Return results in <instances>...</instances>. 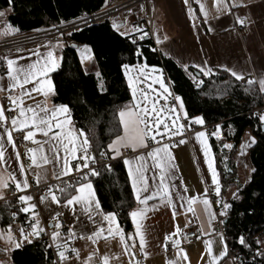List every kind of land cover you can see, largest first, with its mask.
I'll return each instance as SVG.
<instances>
[{
	"label": "crops",
	"instance_id": "0c3cea01",
	"mask_svg": "<svg viewBox=\"0 0 264 264\" xmlns=\"http://www.w3.org/2000/svg\"><path fill=\"white\" fill-rule=\"evenodd\" d=\"M107 1V5H110L119 0ZM224 3L228 5L227 10L224 9L223 5L220 4L218 0L216 4H214V0H187V3H185V0H155V48L163 57L171 59L182 68L189 78L195 77L196 74L209 77L216 74L218 71H224L230 74L224 70V66H227L237 71H243L244 77L255 75L257 77L256 84L259 87V80L264 78V0H224ZM201 4L204 5L207 16L201 11ZM233 5L236 6L234 7ZM2 12L5 13L3 16L4 18H2L4 21L10 11L8 9ZM237 18H246L248 23L246 25L237 23ZM135 27L134 19L131 20L127 27L119 29L118 31L122 33V30L131 29L128 35H126L131 36L136 33ZM210 28L212 29L211 31H209ZM4 32L5 30H0V38L11 36L15 31L9 34H4ZM165 37H167V39H165ZM157 39H159L161 43H157ZM49 49L53 50L58 63V67L54 71L47 73V77L51 80L55 92L53 76L61 65L63 51L62 43H50L22 51L5 53L0 55L2 66L7 69L6 60L3 59L4 57L15 59L20 66L35 63L38 59L43 62L44 55ZM76 49L79 50L84 67L94 70L95 66L93 67L94 60L91 50L87 47L80 46ZM36 52L41 54L40 57L35 55ZM87 61L88 63H86ZM140 66L143 65L129 67V69L140 68ZM197 66L211 68L212 73L204 75L200 67ZM152 69L153 67L147 66L148 71H152ZM154 73L158 75L157 72ZM163 80L165 82L164 76ZM9 83L10 81L5 71V73L0 76V89H3L0 90V106H2L1 97L6 92L10 91L8 88ZM166 85L172 93L169 84L166 83ZM32 87L33 83L24 85L25 89H31ZM12 91H14V97L23 99L25 106H32L35 108V106L39 104L46 105L49 109L53 106H59L58 104H54V94L52 93L45 96L38 92H30L29 97H24L22 96L20 87H16L12 89ZM168 97L169 96H167V98ZM139 98L141 99L137 101L142 102L143 98L140 96ZM133 106L134 101L129 107ZM185 113L184 106V112L178 111L174 114V116L178 115L180 117V124H183ZM59 118L63 119L64 117L60 115ZM70 126H73L72 115ZM5 128L11 131L13 141L14 133H27L29 129L13 131L11 124H4L3 127H0V136L4 137L3 146L5 150L4 162H0V181L8 184L7 189H0V193H3V195L0 196V264H13L11 258L12 253L30 244L19 237V232L17 230L18 228H24L23 219L25 218V222H29L30 224L38 219L39 227L43 228V225L40 218L38 216L32 217L31 213H26L23 216L12 215V202L9 201V199L16 194L26 193L29 188L23 191H17L12 176L17 177L16 182L23 183L24 180H27L28 185L30 179H36L38 184H45L65 178L69 176L72 171L68 174H62L64 170L63 150H60L61 159L57 163L53 159L55 154L49 150L54 142L49 141L48 137L43 136L39 132L34 136V139L39 143H35L32 149H38L43 146L44 152L33 153L28 151L25 157L20 155V159L17 160L16 154L18 151L15 141L14 147L7 143ZM53 131L59 130L53 128ZM200 131L206 134L207 144L210 148V156L213 160V167L217 173L221 188L220 193L223 198H225L224 195L227 196L231 192V196L228 197L231 199L236 188L233 191L232 188H229L227 189L229 192H224L221 175V171L229 173L225 170L226 164L230 166V173L232 172L229 156L231 148L224 147L225 144L231 145V142H221V150L217 153L213 146L211 135L204 130H198L197 132ZM161 132H163V128ZM197 132L189 137L183 136L184 129L181 134L174 136L157 135V140L160 142L159 144L149 139L146 141L147 147H138L135 151H133L132 147H121L120 154L115 156V159L122 160L123 163L125 159L129 161V165H125L124 163L127 175L129 167L135 169L137 166L145 164L148 168L145 175L149 178L148 183L150 187L148 192H141L142 197L151 195V193L155 191L152 180L155 170L152 167L153 162L147 156V153L156 147H160L164 143H168L169 151L174 158L171 161L172 167L169 170L170 175L167 181L168 184L171 185L172 204L169 205L167 200L162 201L159 197L148 200V210L143 217L138 218V223L142 225V232L146 241L143 252L139 249L138 238L134 240L127 239L128 235L135 233V225L133 224L132 218V230L126 231L120 225L116 216L117 224L122 230V234L125 235L128 245L131 246L133 243L136 245L128 251L125 249L120 235L115 233L116 225L112 226L113 234H108V222L104 221L103 217L99 215L97 211L92 210L95 209V203H93L92 209L89 210L91 212L90 219L89 213L84 210L85 205L77 204L74 206L62 207L52 203L49 195L43 196L46 197V199L41 202V196L39 198L40 213L48 227L56 231L54 228L55 220H53L52 217L55 212H61L62 214L56 217V219L59 220L60 217L64 218L74 233L71 238L65 239L60 235L59 238L54 241L57 248L59 246L58 250L65 251L66 259L61 261L58 256L59 264H86V262L87 264H103L105 257H108V264H143L144 262V264H213V261L214 264H236L229 257L226 237L216 231L217 229L214 224L216 215L214 218L210 219L208 213L204 211V205L200 202L203 198H207L210 201L211 212L215 213V206L209 196L211 188L214 189L213 193L216 194L215 185L212 183L211 173L205 161L204 150L200 142L196 139L195 134ZM246 136L249 138L254 137L251 129H246L242 136L240 144L237 147L235 163L236 166L240 164L242 166L241 168L247 171L246 174H244V185H246L254 169L249 159V153L251 148L255 145L253 144L251 147H246L244 151L242 146ZM174 138H178V140L175 142L170 141ZM181 139L184 140V143H180ZM46 141H48V143H45ZM34 154L37 160H39L42 154L47 155L52 162L41 164L39 167L34 165L30 166L31 157ZM141 155L145 157L143 161L136 159ZM113 156L114 153L111 152V157L113 158ZM245 161L247 162V169L244 165ZM74 162L75 160L70 159V168L74 167ZM21 165L24 167L23 174L20 172ZM238 168H240L239 165ZM89 182L92 184L94 190V200L98 201L100 204L99 211L107 214L102 209L94 182ZM129 182L132 188L130 179ZM239 182L240 180L237 179V183ZM156 183H158V180ZM79 186L80 184L74 189L66 191L61 197L57 196L61 200V205H63V201L66 198H70V196L77 194L75 189ZM181 197H183V199H181ZM191 197L197 198V202L193 205V211H189L187 205V200ZM134 198L136 206L132 211L145 207L138 203L135 195ZM29 203L31 204V201H29ZM35 212L37 213L36 209ZM174 212L175 216L173 215ZM190 214L195 216L197 225L202 231V237L197 243L186 246L183 233L188 226ZM9 224L12 225L14 240L20 243L19 248L14 246L13 241L7 239ZM101 227L104 228L105 231L94 235ZM221 235L224 237L223 245L220 239ZM89 237H91V239H89ZM34 238H36V236L29 237L30 240ZM68 240L72 242L75 247L77 253L75 259L69 257L65 248V243ZM205 241L208 242V245L205 244ZM224 245L227 246L226 254L220 256ZM208 246L212 248V256L208 255Z\"/></svg>",
	"mask_w": 264,
	"mask_h": 264
},
{
	"label": "trees",
	"instance_id": "16d2710c",
	"mask_svg": "<svg viewBox=\"0 0 264 264\" xmlns=\"http://www.w3.org/2000/svg\"><path fill=\"white\" fill-rule=\"evenodd\" d=\"M107 4V0H12L11 4L8 0H0V12L11 9L4 21V17H0V30H5L7 26L18 29L6 38L40 32L62 24L61 21L68 23L91 15ZM136 34L122 36L109 22L71 34L69 39L75 45L91 50L96 67L94 70L86 69L79 50L63 44L61 65L53 76L54 104L69 107L73 126L76 130L83 129L90 140L89 154L98 157L106 151L111 156L107 145L117 135H122L118 113L133 102L122 65H147L162 70L172 93L183 100L187 114L185 120L189 123L195 116L204 120L203 125L189 123L190 128L223 122L231 129L234 135L229 141L232 145L229 153L232 172L221 171L224 192L229 188L232 191L240 189L241 185L235 178L236 151L246 129H251L256 143L250 150L249 159L255 171L239 190L238 198L232 199L233 212L225 221V234L228 245L240 255L236 264H264V255L258 254L264 252V122L255 114L264 106V92H260L256 83L242 84L224 71L209 77L200 75L203 86L194 88L185 71L158 53L146 35L142 36L141 43L133 44L132 38ZM137 50L141 55H135ZM198 75L195 77L198 78ZM212 143L219 153L221 142L212 138ZM91 181L103 211L115 212L120 225L126 231L132 230L129 214L136 202L123 161L117 160L111 171L103 168L99 176ZM230 196L231 192L224 195V199ZM24 219L25 225L27 222ZM241 236L245 238L247 247L239 243ZM11 258L13 264H54L49 250L33 244L14 251Z\"/></svg>",
	"mask_w": 264,
	"mask_h": 264
},
{
	"label": "snow or ice",
	"instance_id": "6c2138e0",
	"mask_svg": "<svg viewBox=\"0 0 264 264\" xmlns=\"http://www.w3.org/2000/svg\"><path fill=\"white\" fill-rule=\"evenodd\" d=\"M12 0H8V3L11 4ZM220 4L223 5L224 9H228V5L224 3V0H218ZM187 3V0H185ZM217 3V0H214V4ZM234 7L236 5H233ZM201 11L204 12L205 16H207V12L205 11L204 5H200ZM11 9H9L10 11ZM4 12H0V17L4 16ZM206 22V21H205ZM63 23V21H61ZM237 23L243 24L244 21L240 18H237ZM115 27V25H114ZM212 29L210 28L209 31ZM18 31V29H13L11 26H7L5 29L4 34H9L10 32ZM122 36L128 35V33L124 32L121 33ZM146 35V34H145ZM143 38V37H141ZM167 39V37H165ZM132 43L135 44V39L132 40ZM157 43H161L159 39H157ZM35 55L40 57V53L36 52ZM135 55H141L139 50L135 53ZM6 60L7 69L6 75L10 81L8 88L9 90L15 89L16 87H20L22 90V96L29 97L30 92H38L45 96L49 93L54 94V89L51 80L47 77V73L54 71L58 67L57 59L54 56L53 50L49 49L46 54L44 55L43 62L38 59L35 63L28 64L26 66H20L17 64V61L12 58L4 57ZM122 67L125 69V75H128L129 65L124 64ZM186 67V66H185ZM200 67V70L204 73V75H209L212 73L211 68L207 67ZM147 65L140 66V74L147 78V73L145 69ZM224 70L229 72L236 80L244 79L243 71H237L234 68H229L224 66ZM152 71L157 72L158 75L152 77L153 83H158L160 89L163 90L165 95L163 98L167 101V96L172 95L169 91V88L165 85L163 80V73L162 70L153 68ZM99 76V73H97ZM195 79V78H193ZM29 83H33V87L31 89H25L24 85ZM136 81H134L131 77L128 78V85L132 91L134 106L133 107H126L121 109L118 113L119 115V123L123 128V135H117L115 139L111 141L107 145L108 151L113 152L115 158L116 155L120 154L121 147H132L133 151L136 150L138 147H147L146 141L149 139L157 144L160 142L157 140V135L161 136H174L181 134L185 125L179 123L180 117L175 115V113L184 112V103L182 98L178 95L174 96L173 99L175 103L171 106L165 103V105L161 106L159 109L156 107V100H152L151 107L148 106L149 101V93L152 90L151 85L148 86V91L142 92L143 101H137V88L134 86ZM249 85L255 83L254 80L249 79L247 81ZM3 90V89H0ZM259 90L260 92H264V78L259 80ZM13 108L8 109L9 112H15L18 109L17 115L6 116L5 111L6 109L3 106H0V127H3L5 123L10 119L11 120V128L13 131H20L23 129H29L27 133L24 135L25 140H31L33 143H39L34 139V136L37 132L42 134L45 137L49 138V141L54 142L50 147V151H52L55 155L53 159L58 163L61 159L60 157V150L62 149L64 152L63 156V172L62 174H68L71 171H80L81 168L89 169V161L95 163V157L89 155V149L91 147L90 140L83 129L76 130L74 126L71 125V113L70 109L67 105H59L53 106L49 109L46 105H36L35 108L32 106H25L23 99L18 97L9 96L7 98ZM166 114V115H164ZM60 115H63V119H60ZM185 118H187V114L185 113ZM259 120L264 122V114L259 115ZM171 121V123H169ZM189 123H195L197 125H203L204 120L200 116H195L189 121ZM161 127L163 128V132H161ZM53 128L58 129L59 131H53ZM51 133V135H50ZM220 133V125H216V131L212 133L213 136H216ZM5 134L7 136V143L13 145L14 141L11 134L7 128H5ZM196 139L200 142L202 149L204 150L205 154V161L208 165V170L211 173L212 183L215 185V193L217 196L220 195V184L218 181L217 173L213 167V160L210 156V148L207 144L206 134L203 131L197 132L195 134ZM3 136H0V162H4V146H3ZM45 143H48L46 141ZM180 143H184V140L181 139ZM256 143L254 137H250L249 141L245 145L246 147H251L253 144ZM242 146V147H245ZM225 148H231L232 145L225 144ZM29 152H44L43 146L38 149H28ZM79 154V155H78ZM101 155H105L104 152H101ZM17 160L20 159V154L17 153ZM147 156L152 160V167L155 170L153 173V184L155 186V191L151 193V195L141 196V192H148L149 191V183L148 177L145 173L148 171V168L145 164H141L137 166L135 169L129 167L128 175L129 179L132 182V189L134 195L140 205H144L145 207L140 208L138 210H134L130 212V216L132 218L133 224L135 225V233L128 235V240H134L138 238L139 240V249L141 252L144 251L145 248V236L142 232V225L138 223V218L143 217L147 209V201L155 199L159 197L162 201L167 200L169 205L172 204V193H171V185L168 184V178L170 175V168L172 167L171 161L174 159L171 152L169 151V144L164 143L160 147H156L152 149V151L147 153ZM70 159L82 161V163H77L74 167L70 168ZM138 160H144L145 157L143 155L137 157ZM52 162L47 155H41L39 160H37L36 155L34 154L31 157V165L39 167L41 164H48ZM125 165H129V161L127 159L124 160ZM91 175H98L96 169L91 168L89 169ZM255 171V169H253ZM21 174L24 173V167L21 165L20 168ZM85 180L87 179V174L83 177ZM12 180L15 182V188L17 191H23L29 187L27 180H24L23 183L16 182L17 177L12 176ZM158 180V183L156 181ZM8 184L6 182L0 181V189H7ZM61 193L64 192L63 188L58 189ZM76 195L70 196V198H66L63 201V205H61V200L57 197L55 192L52 191L51 188L48 190V195L51 198V202L57 204L58 206L62 207H69L74 206L77 204L85 205V212L89 213V218L91 219V212L89 211L92 209L93 203H95V209L93 211H97L99 215L103 217L104 221L108 222V234H113V225H116L115 233L120 235L121 241L124 243L125 249L130 251L131 248H134L136 245L133 243L131 246L128 245L127 240L125 239V235L122 234V230L119 228L117 221H116V213L115 212H108L104 214L100 212V204L98 201L94 200V190L92 184L82 183L79 187L75 189ZM207 191V190H205ZM239 191V189H238ZM3 193H0L2 196ZM234 198H238L236 193L232 194ZM19 201L22 202L25 206L20 209L23 213H31L32 217H37L38 214L35 212L36 205L29 204L28 202L32 200L31 196L28 195H19ZM46 197H41V202H43ZM183 199V197H181ZM197 202L196 197H191L187 200L188 210L193 211V205ZM204 205V211L208 213L210 219L215 217V213H212L210 210V201L207 198H203L200 201ZM219 203V201H217ZM231 205L229 203H223L222 211L219 213L220 216H225L226 210L229 209ZM61 212H55L53 215V220H55L54 228L56 231L51 233V238L53 241H56L59 236L60 232L58 231L61 229L62 225L56 217L60 216ZM15 216V213L12 214ZM175 216V212L173 213ZM223 223V221H221ZM19 237L22 240L31 243L29 239L30 236L39 237L40 234L44 231L43 228L39 227V220L36 219L30 225V231L25 233L24 228H18ZM105 231L104 228L98 229L97 233H103ZM68 235L71 238L74 233L73 230L70 228L68 229ZM7 239L9 241H13L14 246L16 248L20 247V243L16 242L13 238V230L12 225H8V232H7ZM91 239V237H89ZM222 245L224 244V237L221 235L220 237ZM239 243L244 246H248L246 244L245 238L243 236L239 237ZM257 243H261V241H257ZM205 244L208 245V242L205 241ZM175 246V245H174ZM227 246L224 245L223 250L220 253V256H224L226 254ZM59 249V246H58ZM73 251H76L73 249ZM208 255L212 256V248L208 246L207 248ZM58 256L60 260L63 261L66 259L65 251L58 250ZM259 255H264V252L258 253ZM186 258V257H185ZM87 264V262H86ZM103 264H108V257H105L103 260ZM214 264V261H213Z\"/></svg>",
	"mask_w": 264,
	"mask_h": 264
},
{
	"label": "built area",
	"instance_id": "2783aa9c",
	"mask_svg": "<svg viewBox=\"0 0 264 264\" xmlns=\"http://www.w3.org/2000/svg\"><path fill=\"white\" fill-rule=\"evenodd\" d=\"M154 1L155 0H119L114 2L113 4L105 6L100 11L95 12L91 15L82 16L71 22L62 23L53 28H49L40 32L1 39L0 55H3L5 53L22 51L50 43L68 44L72 47L79 48V45H75V43L69 39V36L71 34L80 31L84 28L105 22H109L112 28H114L115 30H119L127 27L130 24L131 20L134 19H135V26H136L135 28L137 34L134 35L132 40L135 39L136 44H139L142 42L141 37L146 34V36L153 42L154 46H156ZM242 20L244 21L242 25H246L248 23V20L246 18H243ZM136 21H138L139 23H136ZM5 71L6 68L2 66V68L0 69V76L4 74ZM190 79L194 88H201L203 86V82L199 78L192 77ZM249 79L254 80L255 83L257 81V77L255 75L244 77V79H241L239 81L242 84H248L247 81ZM10 95L14 97V91L10 90L1 97L2 106L6 109L5 111L6 116L17 115L18 113V109L15 112L7 111L8 109L13 108V105H11L9 100L7 99ZM174 96L175 95L172 93V95H170L167 98V101H165V99L157 100L156 107L160 108L161 106L165 105L166 102L169 106H171L173 103H175L173 99ZM255 114L257 115L258 118L260 114H264V106L257 109L255 111ZM5 124L10 125L11 120L9 119ZM183 125H185L183 136H187V137L191 136L193 133L197 132L198 130H204L208 132L211 135V137L215 139L217 142L231 141L234 136L231 129L226 127L223 122L216 123L214 125L203 126L201 128H197V127L190 128L189 123L184 119ZM216 125H220V133L216 136H213L212 133L216 131ZM25 134H26L25 132L14 133V141L16 144V148L18 153L22 157H25V155L28 152V149L30 148L32 149L35 145V143H33L31 140H25L23 138ZM177 140L178 138H174L170 141L175 142ZM103 152L105 153V155L102 156L100 153L98 157L89 154L91 156H94L96 161L95 163L89 161V169L94 168L97 170L99 174L101 173V170L103 168L104 169L106 168L108 171H111L112 165L117 161V159L109 156L106 151ZM77 163H82V161L75 160L74 166ZM89 169L81 168L80 171H72L71 174L65 178L58 179L45 184H38L36 179H30L29 188L26 193L16 194L9 199V201L12 202V209H13V213H15V216H23L26 213L21 212L20 209L25 205L19 201L18 197L19 195H26V194L32 197L31 204L36 205L35 209L37 211L38 217L40 218V221L42 222L44 231L40 234L39 237L32 239L30 244L39 245L41 248L49 250L53 255L54 264H59L58 254H57L58 248L55 242L51 238V233L53 232V230H51L48 227L46 222L41 217L39 198L41 196L48 195L49 188H51L52 191L55 192V194L58 197H61L66 191L74 189L79 184L89 182L93 178L99 176V174L91 175ZM225 170L227 172H230V166L228 164H226ZM85 174H87L86 180L83 178ZM60 188H63L64 192L61 193L60 191H58V189ZM213 190H214L213 188L210 189L209 196L215 206L216 220L214 224L217 229L216 231L223 234L226 237L225 221H227L232 215L233 212L232 199L234 197L232 195L231 199L225 200L221 193L219 196H217L216 194L213 193ZM238 192L239 191L237 190L233 193L238 194ZM217 201H219V203H217ZM225 202L229 203L231 207L226 210L227 214L225 216H220L219 213L223 210L222 205ZM221 221H223V223H221ZM59 222L62 225L61 229L58 230L60 232V235L65 239L69 238L68 229H70V226L67 224L66 220L62 217L59 218ZM30 225L31 224L27 222L24 226L26 234L27 232L30 231ZM201 237H202V231L200 227L197 225L196 218L193 214H190L188 218V226L186 227L183 233L184 243L186 246L193 245L197 243ZM65 248L68 252L69 257L71 259H75L77 253L76 251H73V249H75L73 243L68 240L65 243ZM0 250H1V246H0ZM228 253L230 259L234 263H236L240 259V255L236 254L229 245H228Z\"/></svg>",
	"mask_w": 264,
	"mask_h": 264
},
{
	"label": "rangeland",
	"instance_id": "374dc122",
	"mask_svg": "<svg viewBox=\"0 0 264 264\" xmlns=\"http://www.w3.org/2000/svg\"><path fill=\"white\" fill-rule=\"evenodd\" d=\"M155 29H156V27H155ZM130 31H131V29H125V30H122V33H124V32L128 33ZM86 63H88V61ZM93 64H94L93 65V67H94L95 63H93ZM145 72L147 73V78H145V76H142L140 74V68H133V69L130 68L128 70V75L126 77H127V79L129 77H131L134 81H136V83L134 85L137 88V90H138L137 91L136 100H140L141 99V98H139V96L143 98L141 93L144 92V91H148V86L151 85V89L152 90L149 93L150 98H149V101H148V106L151 107L152 100L164 99L163 97L165 95H167V94L163 93V90L160 89L158 83H153L152 82V77L156 76V73H154V71H148L147 68L145 69ZM165 85H166V83H165ZM164 115H166V114H164ZM169 123H171V121H169ZM161 129H162V127H161ZM248 140H249V137L246 136L245 139H244L243 146H245L247 144ZM245 148H246V146L243 147L244 151H245ZM235 163H236V158H235ZM238 165L240 166V168H238ZM238 165L237 166L235 165L236 166L235 167V173H236V178L238 180H240L239 185H241L240 186V189H241V187L242 188L244 187V182H243L245 180L244 179V174H246L247 171L245 169H242L241 168L242 166L240 164H238ZM244 165H245V167L247 169V162L246 161L244 162ZM237 190L238 189L236 188L234 190V192L237 191Z\"/></svg>",
	"mask_w": 264,
	"mask_h": 264
},
{
	"label": "water",
	"instance_id": "95a60500",
	"mask_svg": "<svg viewBox=\"0 0 264 264\" xmlns=\"http://www.w3.org/2000/svg\"><path fill=\"white\" fill-rule=\"evenodd\" d=\"M198 78H200V75H198ZM263 129H264V125H263Z\"/></svg>",
	"mask_w": 264,
	"mask_h": 264
}]
</instances>
